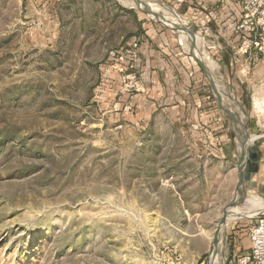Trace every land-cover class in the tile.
Listing matches in <instances>:
<instances>
[{"label": "rangeland", "instance_id": "rangeland-1", "mask_svg": "<svg viewBox=\"0 0 264 264\" xmlns=\"http://www.w3.org/2000/svg\"><path fill=\"white\" fill-rule=\"evenodd\" d=\"M55 5L0 0V264H210L215 242L219 260L237 158L166 118L143 135L134 104L146 91L124 83L137 71L120 72L115 49L81 37L87 20L58 21ZM238 107L246 122L252 101ZM257 224H227L226 264Z\"/></svg>", "mask_w": 264, "mask_h": 264}, {"label": "crops", "instance_id": "crops-1", "mask_svg": "<svg viewBox=\"0 0 264 264\" xmlns=\"http://www.w3.org/2000/svg\"><path fill=\"white\" fill-rule=\"evenodd\" d=\"M167 2L182 20L197 29L196 46L203 51V57L195 48L194 56L191 55L187 39L185 41L182 34L174 32L172 26L129 7L142 5L139 0H55V13L58 21L66 16L69 21L78 20L79 28L87 20V30L80 32L81 37L104 51H121L133 42L140 44L139 59L132 67L146 88V93L138 95L134 104L136 124L143 135L153 129L156 121L166 118L186 131L198 132L202 146L210 152L225 157L231 149L232 155L238 159L237 132L241 127L236 129L225 115L199 62L202 60L221 92L223 108L233 115L239 114L245 122L244 110L238 105L264 99V53L255 50L250 58L238 53L241 33L237 26L242 2ZM70 7L73 8L70 10ZM161 16L166 17V14ZM167 22L176 28V23ZM204 60L212 62L215 70H210ZM231 98L236 102L235 108ZM246 122H249L250 138L256 136L250 142L256 152L252 155L249 196L257 194L264 197V125L257 121L253 111L248 113Z\"/></svg>", "mask_w": 264, "mask_h": 264}, {"label": "built area", "instance_id": "built-area-1", "mask_svg": "<svg viewBox=\"0 0 264 264\" xmlns=\"http://www.w3.org/2000/svg\"><path fill=\"white\" fill-rule=\"evenodd\" d=\"M242 13L237 29L241 33V41L238 53L241 56L250 58L253 51L264 53V0H241ZM140 44L131 43L121 51L111 52L115 67L120 71L132 67L133 63L139 59ZM126 91L132 90L140 93L146 91L144 83L133 74L125 77ZM253 112L258 122L264 125V99L252 101ZM131 108L126 107L125 111ZM258 224L250 231L251 245L247 253L237 257L234 264H264V213L257 217Z\"/></svg>", "mask_w": 264, "mask_h": 264}, {"label": "water", "instance_id": "water-1", "mask_svg": "<svg viewBox=\"0 0 264 264\" xmlns=\"http://www.w3.org/2000/svg\"><path fill=\"white\" fill-rule=\"evenodd\" d=\"M132 9H137L139 11H142L143 13L155 19L156 21L162 24H166L165 18L155 13L154 11H152L151 8L146 4L137 6V7H132ZM170 26L173 27L172 30L174 32H177L179 34L186 36L191 55L194 56L192 52H194V48L196 47V44H197V29L193 27V25L190 23H188V25H182V26L180 25L176 28L173 25H170ZM199 63L202 65L207 76L209 77L214 94L217 97V100L220 106L224 110L225 115H227V117L230 119L231 123L236 129L238 126L241 127V129L238 130L237 132V139H238V143L240 146V156L237 159L238 185H237V190H236V196L233 202L227 208L224 209L223 216L221 217L219 228H218V231L223 230L225 248L226 250H228L227 238H226V233H225V229L228 224V216H227L228 213L227 212L228 210L235 209V208H241L242 206H244V204L246 203L249 197L248 183H249L251 174L253 172V161H254L252 155L256 152V149L255 147L251 146V143H250L251 141H250V134H249V122H243L239 114L236 113L235 115H233L231 111L223 108V99L221 96V92L215 85V82L212 79V76L209 73V71L206 70V67L201 63V61ZM226 261H227V255H226L224 264H226Z\"/></svg>", "mask_w": 264, "mask_h": 264}, {"label": "bare ground", "instance_id": "bare-ground-1", "mask_svg": "<svg viewBox=\"0 0 264 264\" xmlns=\"http://www.w3.org/2000/svg\"><path fill=\"white\" fill-rule=\"evenodd\" d=\"M139 1L142 5L146 4V2L144 0H139ZM137 6H141V5H137ZM137 6H129V7H137ZM149 7L152 9V11H154L157 14H161V12L162 13L164 12L166 14V17H164L166 20L165 22L169 26L172 24L167 22V21H172V22L176 23L178 26L188 25V23L185 22L184 20H182V18L179 17V15L174 13L172 10H169L168 8L162 9V8L157 7L156 5H154V6L149 5ZM195 50L198 52V54L200 56H202L203 51L201 49H199L196 46ZM204 62L206 63V65L208 66V68L210 70H215V66L212 62L210 63L206 60H204ZM231 100L234 102L233 108H235L236 102L233 100V98H231ZM254 139H256V136H252L250 138V141H253ZM239 156H240V146L238 145L237 157H239ZM227 213H228V215H227L228 216V223L231 221H236L238 219H242V218H256L259 215L264 213V200L260 197H248L244 206H242L241 208H235V209L228 210ZM217 234H218V236H220V242L225 243L224 238H222V236L224 237L223 230L218 231ZM219 248H220L219 242L212 243L211 250H210L211 251V253H210V264H224L225 259H226V255H227L226 254L227 250L225 248V250L223 251V255L221 256V258L219 260H217L216 254L218 253Z\"/></svg>", "mask_w": 264, "mask_h": 264}]
</instances>
